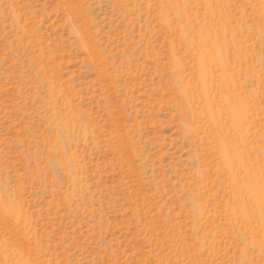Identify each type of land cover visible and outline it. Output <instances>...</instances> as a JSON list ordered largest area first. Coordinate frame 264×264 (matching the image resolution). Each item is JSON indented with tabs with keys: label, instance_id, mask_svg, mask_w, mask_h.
I'll use <instances>...</instances> for the list:
<instances>
[{
	"label": "rangeland",
	"instance_id": "obj_1",
	"mask_svg": "<svg viewBox=\"0 0 264 264\" xmlns=\"http://www.w3.org/2000/svg\"><path fill=\"white\" fill-rule=\"evenodd\" d=\"M0 264H264V0H0Z\"/></svg>",
	"mask_w": 264,
	"mask_h": 264
}]
</instances>
